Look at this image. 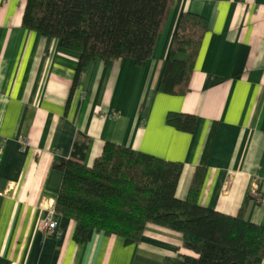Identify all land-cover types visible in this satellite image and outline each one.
Listing matches in <instances>:
<instances>
[{
    "label": "crops",
    "instance_id": "crops-1",
    "mask_svg": "<svg viewBox=\"0 0 264 264\" xmlns=\"http://www.w3.org/2000/svg\"><path fill=\"white\" fill-rule=\"evenodd\" d=\"M26 1L0 0V264L193 255L180 233L154 224L135 243L102 233L74 241V221L53 209L62 180L53 160L69 157L76 138L87 139V166L106 142L181 163L175 197L184 199L212 130L198 203L231 216L243 209L264 226V0H171L148 59L95 60L75 81L78 53L23 27ZM184 12L202 16L206 30L188 91L166 94L157 85ZM169 113L195 115L194 130L168 124ZM47 218L59 235L41 229Z\"/></svg>",
    "mask_w": 264,
    "mask_h": 264
},
{
    "label": "trees",
    "instance_id": "trees-1",
    "mask_svg": "<svg viewBox=\"0 0 264 264\" xmlns=\"http://www.w3.org/2000/svg\"><path fill=\"white\" fill-rule=\"evenodd\" d=\"M171 0H27L22 26L55 39L60 48L78 53L75 81L95 60L131 58L136 64L151 56ZM206 20L181 13L170 38L158 91L183 95ZM184 53L185 59L177 54ZM167 123L192 132L193 114L169 113ZM211 130L200 164L184 199L175 197L181 163L130 148L104 143L91 166L84 163L87 139H75L69 157L55 156L62 173L54 211L74 221L72 237L89 240L93 233L137 242L147 224L181 234L193 255L165 257L161 264H261L264 226L247 221L243 209L231 216L198 203ZM259 200V199H258Z\"/></svg>",
    "mask_w": 264,
    "mask_h": 264
},
{
    "label": "built area",
    "instance_id": "built-area-1",
    "mask_svg": "<svg viewBox=\"0 0 264 264\" xmlns=\"http://www.w3.org/2000/svg\"><path fill=\"white\" fill-rule=\"evenodd\" d=\"M110 116H113V114H110ZM41 229L45 231L46 233L59 235V231L57 228V222L54 219L47 218L44 221H42Z\"/></svg>",
    "mask_w": 264,
    "mask_h": 264
}]
</instances>
